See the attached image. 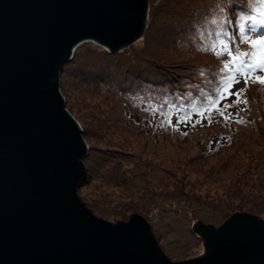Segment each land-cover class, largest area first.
Masks as SVG:
<instances>
[{"label": "rangeland", "instance_id": "rangeland-1", "mask_svg": "<svg viewBox=\"0 0 264 264\" xmlns=\"http://www.w3.org/2000/svg\"><path fill=\"white\" fill-rule=\"evenodd\" d=\"M243 1L148 0L139 38L115 52L84 40L65 64V88L91 149L83 198L117 220L146 210L174 258L203 251L191 229L196 219L221 223L243 208L264 212V86L249 81L241 97L246 104L224 109L235 97L221 101L218 107L232 114L227 121L217 109L204 116L192 110L177 125L189 104L215 96L219 69L229 58L202 49L221 27L239 44V26L222 13ZM243 87L241 81L232 90ZM167 101L185 104L169 113L171 123Z\"/></svg>", "mask_w": 264, "mask_h": 264}, {"label": "water", "instance_id": "water-1", "mask_svg": "<svg viewBox=\"0 0 264 264\" xmlns=\"http://www.w3.org/2000/svg\"><path fill=\"white\" fill-rule=\"evenodd\" d=\"M148 0H0V264H264V212L196 219L203 251L174 258L147 211L115 219L83 198L91 152L65 64L93 39L139 38Z\"/></svg>", "mask_w": 264, "mask_h": 264}, {"label": "snow or ice", "instance_id": "snow-or-ice-1", "mask_svg": "<svg viewBox=\"0 0 264 264\" xmlns=\"http://www.w3.org/2000/svg\"><path fill=\"white\" fill-rule=\"evenodd\" d=\"M253 14L241 16L239 20V44L236 43L237 38L232 35L226 28L221 27L215 32L216 39L211 44L205 45L202 50L211 51L217 57L227 55L229 59L222 62L220 67L219 87L216 89L215 96L206 95L203 101L197 104L193 101L187 106V110L183 115L178 116L177 125L191 118L192 110H195L200 116L210 113L213 109L220 111V115L227 121L232 114H224L218 106L221 101L228 97H235L229 103L223 105L224 109L231 108L233 104L247 103L241 97L247 89L249 81L258 82L264 86V0H256V6L253 8ZM217 24L216 20L211 21ZM212 35V33H209ZM247 43L249 48L241 50L240 44ZM204 73L201 72V75ZM244 83L243 88L233 89V85ZM168 113H164L165 119L171 123L172 109L180 112L185 109L183 101L177 104L167 101ZM155 111V109H154ZM242 119V118H241Z\"/></svg>", "mask_w": 264, "mask_h": 264}, {"label": "trees", "instance_id": "trees-1", "mask_svg": "<svg viewBox=\"0 0 264 264\" xmlns=\"http://www.w3.org/2000/svg\"><path fill=\"white\" fill-rule=\"evenodd\" d=\"M240 4L237 2L235 6H232V7L230 6V8L226 9L222 13L223 15H225L226 20L228 22L235 23V27L239 26L238 22H239L241 16L253 14L252 10L256 6V0H246V1H243V3H240ZM230 9H232V10L230 11ZM148 84L150 86L155 87L156 89L164 90L166 93H170V94L171 93H177V94H180L179 91H175L176 90L175 87L168 88L165 85L158 86L157 84H153V83H148ZM130 85H132V84H130ZM133 86H135L136 88H140L143 85H141V86L133 85ZM136 88L127 90L126 94H132L133 91L136 90ZM214 92L215 91L211 92L209 95H214Z\"/></svg>", "mask_w": 264, "mask_h": 264}, {"label": "bare ground", "instance_id": "bare-ground-1", "mask_svg": "<svg viewBox=\"0 0 264 264\" xmlns=\"http://www.w3.org/2000/svg\"><path fill=\"white\" fill-rule=\"evenodd\" d=\"M79 44H80V43H79ZM79 44H78V45H79Z\"/></svg>", "mask_w": 264, "mask_h": 264}]
</instances>
